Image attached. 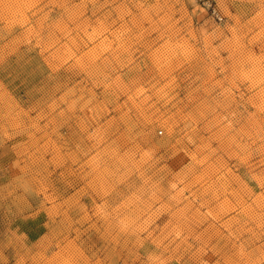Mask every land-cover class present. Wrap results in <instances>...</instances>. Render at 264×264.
I'll use <instances>...</instances> for the list:
<instances>
[{
  "label": "rangeland",
  "instance_id": "obj_1",
  "mask_svg": "<svg viewBox=\"0 0 264 264\" xmlns=\"http://www.w3.org/2000/svg\"><path fill=\"white\" fill-rule=\"evenodd\" d=\"M0 264H264V0H0Z\"/></svg>",
  "mask_w": 264,
  "mask_h": 264
}]
</instances>
